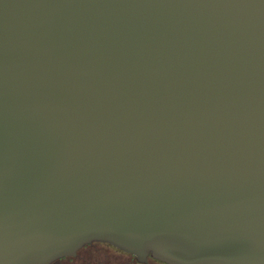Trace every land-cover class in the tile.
Listing matches in <instances>:
<instances>
[{"label":"water","instance_id":"obj_1","mask_svg":"<svg viewBox=\"0 0 264 264\" xmlns=\"http://www.w3.org/2000/svg\"><path fill=\"white\" fill-rule=\"evenodd\" d=\"M96 240L264 264V0H0V264Z\"/></svg>","mask_w":264,"mask_h":264},{"label":"flooded vegetation","instance_id":"obj_2","mask_svg":"<svg viewBox=\"0 0 264 264\" xmlns=\"http://www.w3.org/2000/svg\"><path fill=\"white\" fill-rule=\"evenodd\" d=\"M108 244L116 251H111ZM64 259V260H62ZM67 259V260H66ZM62 260V261H60ZM47 264H171L158 258L148 256L140 261L128 251L104 241H92L84 244L74 254H68L54 259Z\"/></svg>","mask_w":264,"mask_h":264},{"label":"rangeland","instance_id":"obj_3","mask_svg":"<svg viewBox=\"0 0 264 264\" xmlns=\"http://www.w3.org/2000/svg\"><path fill=\"white\" fill-rule=\"evenodd\" d=\"M103 245L108 246L111 249V251H116L114 248H112V246H109L108 244H103ZM62 260H64V259H62ZM62 260H60V261H62Z\"/></svg>","mask_w":264,"mask_h":264}]
</instances>
